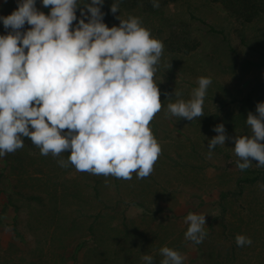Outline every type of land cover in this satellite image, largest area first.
<instances>
[{
  "label": "rangeland",
  "instance_id": "1",
  "mask_svg": "<svg viewBox=\"0 0 264 264\" xmlns=\"http://www.w3.org/2000/svg\"><path fill=\"white\" fill-rule=\"evenodd\" d=\"M18 2L0 0V17L17 10ZM85 3L91 0H78L73 29L80 19L88 22L81 15ZM113 3L103 0L101 7L109 28L119 26L118 17H139L164 44L170 26L188 24L186 12L193 10L226 28L236 53L229 56L217 40L194 31L190 35L200 43L197 50L182 54L164 46L154 76L162 109L150 122L162 154L145 179L135 173L123 180L78 172L71 165L62 168L57 161L66 160L70 151L45 157L29 138L22 149L0 157V209L10 205L0 221V264H144V254L160 264L159 250L165 246L180 252L183 264H264V178L240 184L233 150L234 137L251 135L248 113L258 115L256 105L264 102V38L258 34L264 32V18L244 26L255 41L249 50L236 36L242 25L208 0H158L155 16L120 3L113 14ZM36 7L50 14L42 0H36ZM10 31L0 20V35ZM202 76L212 79L203 105L207 117L189 121L167 114V104L177 99L175 89L187 101ZM219 124L229 139L209 158V141L218 135L213 128ZM251 162L257 168L259 162ZM190 212L206 216L207 236L200 244L185 240ZM238 234L251 238V246L238 247Z\"/></svg>",
  "mask_w": 264,
  "mask_h": 264
},
{
  "label": "clouds",
  "instance_id": "2",
  "mask_svg": "<svg viewBox=\"0 0 264 264\" xmlns=\"http://www.w3.org/2000/svg\"><path fill=\"white\" fill-rule=\"evenodd\" d=\"M88 19L77 21L78 0H19L17 10L0 17L9 34L0 35V157L24 147L29 138L42 156L58 159L62 168L131 180L149 177L162 154L150 122L162 109L161 92L154 81L164 44L152 37L139 17L120 19L109 28L103 22V0L83 4ZM154 8L158 0H152ZM119 11V0L111 6ZM90 13V17L87 15ZM31 26L22 31L25 25ZM210 77H199L191 99L167 104V114L193 121L202 117ZM171 100V99H169ZM249 112L246 124L251 135L234 137V153L241 171L258 161L264 167V102ZM67 130V131H65ZM209 141L208 155L225 146L229 137L224 124ZM205 215L189 213L185 240L200 244L207 236ZM238 247L253 241L236 235ZM160 264H183L180 252L162 247ZM154 264L151 255L141 257Z\"/></svg>",
  "mask_w": 264,
  "mask_h": 264
},
{
  "label": "trees",
  "instance_id": "3",
  "mask_svg": "<svg viewBox=\"0 0 264 264\" xmlns=\"http://www.w3.org/2000/svg\"><path fill=\"white\" fill-rule=\"evenodd\" d=\"M163 1L164 4H174L179 0ZM208 2L212 6L220 9L227 17L234 19L242 25L240 29H236V36L240 44L245 48L249 50L254 49L252 43L255 41L246 35L244 26L254 23L259 18H264V0H208ZM119 3L129 9L138 8L143 13L155 16L156 8L152 6V0H119ZM186 17L188 24L181 22L180 24L173 23L170 26L169 35L164 41L166 49L172 52H181L182 54H189L193 50H197L200 47V43L190 35V32L194 31L199 37H209L217 40L229 56L236 53L231 36L226 28L209 22L205 17L197 14L193 10H188ZM258 34L264 38V32L260 31ZM258 43L260 44V40ZM248 102L250 100L247 99L244 102V106ZM207 115L205 113L202 117L206 118ZM263 178L264 167H250L247 170L241 171L238 181L240 184H253ZM95 193L96 196H99L97 189H95ZM9 206V204H6L0 209V221L7 215ZM13 230L16 232L15 226H13ZM75 254L76 252L74 251L73 255Z\"/></svg>",
  "mask_w": 264,
  "mask_h": 264
}]
</instances>
